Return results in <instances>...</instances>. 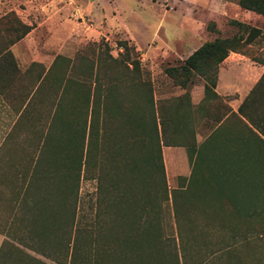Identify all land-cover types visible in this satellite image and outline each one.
Wrapping results in <instances>:
<instances>
[{
	"label": "rangeland",
	"instance_id": "obj_1",
	"mask_svg": "<svg viewBox=\"0 0 264 264\" xmlns=\"http://www.w3.org/2000/svg\"><path fill=\"white\" fill-rule=\"evenodd\" d=\"M39 1L53 11L65 12L63 23L81 31L93 25V34L101 32L107 16L110 22L112 18L118 21L107 24L106 36L97 34L93 40L82 41L73 58L94 43L107 44L117 57V44L128 38L127 33L137 44L146 45L153 37L159 45L161 37L155 33L158 25L188 16L205 21L209 9L214 18L207 25L213 22L215 28H222L225 38L238 33L237 27L228 29L230 18L238 14L231 5L235 0ZM90 5L96 9L95 16L86 11ZM250 23L243 24L257 28L260 35L250 45H241L237 54L262 65L264 19ZM247 32L240 31L239 35L246 39ZM135 41L132 43L140 52L144 73L152 83L157 120L165 125L163 134L159 127L157 138L161 146L184 144L180 133L174 132L175 125L183 123L181 111L177 112L179 91L164 73L165 67L181 61L149 60L142 54L155 41L140 47ZM68 76L78 78L76 68ZM59 92L51 80L42 82L34 94V115L29 126L15 127L6 138H0V182L4 183L0 229L13 235L5 239L0 264H69L76 252L74 233L79 264L82 260L91 264L94 254H101L103 247L106 264H264V168L258 172L251 166V159L258 155L255 139L250 138L253 133L248 135L237 127L239 137L248 138H210L201 158L194 161L192 173L171 175L162 170L163 157L161 161L152 114L143 103L124 102L121 109L111 108L108 115L97 109L83 135L82 105L70 98L60 102ZM184 94L179 98L186 104L188 97ZM54 105H58L56 111L61 113L62 121L52 122ZM202 106L216 112L210 119L225 113L219 107L225 108L222 99L210 98ZM46 126L49 133L44 136ZM233 129L228 132L236 137ZM81 142L85 146L83 155ZM11 167L15 173H6ZM248 183L249 201L248 190H244ZM6 184H11V190L5 189ZM251 210L254 213L246 216ZM98 223L104 225V240L97 234H86L96 230ZM132 227L137 230L131 232ZM70 228L74 233L68 246ZM129 233H138L142 261L130 255L127 242L122 243Z\"/></svg>",
	"mask_w": 264,
	"mask_h": 264
},
{
	"label": "crops",
	"instance_id": "obj_2",
	"mask_svg": "<svg viewBox=\"0 0 264 264\" xmlns=\"http://www.w3.org/2000/svg\"><path fill=\"white\" fill-rule=\"evenodd\" d=\"M237 2L238 0H235V2L231 4L233 5L234 12H238V14H236L237 17L230 18V20H236L249 25L251 24V20L264 19L261 15L240 8ZM39 3L42 5L39 6ZM94 4H96V2H94ZM20 5H24L26 9H22ZM220 5L229 4L222 3ZM12 11L16 12L18 17L25 24L30 25L32 29L24 38L12 45L9 49L15 60L18 71L12 67L10 62L0 63V138H6L9 132L15 127H27L32 122L34 115L33 98L40 84L38 83L36 88H33L32 76L30 74H25L31 64H40L45 68V71H47L58 55L72 59L82 41L93 40V38L95 39V37H97V34L106 36V31H109L107 24H116L118 22L113 18L112 22H110V16H107L108 18L102 28L103 30L99 33L96 32L97 34H93L92 31L95 29L93 25H88L84 31H81L77 26L69 27L64 24L62 19L65 17V12L61 14V12L51 10L49 7L45 6L44 1L0 0V18ZM86 11L89 15L95 16L96 14L95 7H91V5L88 6ZM164 11L170 12L167 10ZM187 11L190 14L192 13L191 10ZM205 15H208L205 21L198 22L196 19L192 18V16H188L185 19L178 20V22H173V20H171L168 24L158 25L155 33L157 32L161 37L162 42L161 44L159 43V45L157 44L158 40L153 37L150 40L155 41L152 46L148 45L150 41L147 42L146 45L137 44L134 39L130 38L128 33L126 34L128 38L125 40L133 45L136 51L138 50L132 43L133 41H135L136 45L139 47L148 45L147 51L142 54V56H148L149 60L156 59L166 61L172 58V60L183 62L204 43L213 41L218 37L216 33L209 32L207 29V21L214 18L211 9L207 10ZM67 20H69V18ZM231 28L232 26H228V29ZM216 29L222 34L220 37L225 38L224 30L219 26H217ZM74 43H76V45ZM263 73L264 66L251 61L243 55L233 52L229 53L218 67L216 86L214 89L215 94L222 99L225 105V108L219 106L221 107L220 109L223 111L228 109L224 117L218 123L213 121L214 119L209 118V116H212V114L216 112H211V109L210 111H206L202 106L205 80L201 77L195 79L194 85L188 92L189 97L186 100L187 103H183L177 108L178 113L181 111L180 116L183 118V123L175 125L176 128L175 130L173 129L176 134L180 133L185 143H168L161 146L164 171L167 174L187 175L188 173H192L194 161L200 159L203 155V153H201V156L197 158L196 151L200 146L205 145V148L210 142V138H248L239 137V131L236 130L237 127H239L244 129L248 135L251 134L238 119L240 118L248 124L239 114L238 110ZM47 82L48 80L45 81V83ZM176 88L179 91L176 96L177 98L181 97L186 92L184 89L179 87ZM54 107L55 110L51 114V120H54L52 122L62 121L60 120L61 116H59L61 113L56 111L58 105H54ZM39 108H41V106H39ZM191 120H195V124L191 123ZM233 127H235V129H233L235 134H238L236 137H233V135L228 132ZM248 127L252 128L249 124ZM252 130L259 135L260 138H263L254 128H252ZM43 133L44 136L48 135V126H46L45 132L43 131ZM251 135L252 137L250 138H256L253 134ZM2 173L0 156V175ZM6 173H15L14 167L9 168V172ZM2 184L4 183L0 182V192L2 191ZM10 186L11 184L9 186L7 185L5 189L11 190ZM244 190H248L247 199L249 201L250 184L247 188L244 187ZM10 237L13 238V235L8 236L0 229V251L3 248L4 242ZM15 245L22 248V246L17 243H15ZM25 251L28 254L30 253L28 250Z\"/></svg>",
	"mask_w": 264,
	"mask_h": 264
},
{
	"label": "trees",
	"instance_id": "obj_3",
	"mask_svg": "<svg viewBox=\"0 0 264 264\" xmlns=\"http://www.w3.org/2000/svg\"><path fill=\"white\" fill-rule=\"evenodd\" d=\"M238 6L244 10L254 12L264 17V0H238ZM229 25L238 28V33L231 38L217 37L213 41L206 42L195 50L179 65L167 67L164 73L169 77L176 87L186 90L184 97H189L188 91L194 85L195 78L201 77L205 80L204 99L202 103L207 102L212 98L215 101H221V98L214 92L217 80V72L219 65L229 55L230 52L238 53V49L244 43L250 45L252 41L260 35V30L254 27L238 22L236 20H229ZM32 27L25 24L12 11L0 18V63H8L18 71L15 60L10 52V47L24 38ZM209 32L219 34L215 28L214 23L207 25ZM240 31H248L247 38L244 39L239 35ZM128 41L120 40L117 44L118 55L114 57L109 50L107 44H90L76 54L73 59H69L58 55L55 57L52 65L47 71L40 64L33 63L27 69L25 74H30L33 78L34 86L41 84L44 81L51 80L59 89V101L70 98L74 103L82 105L84 110V127L82 133L86 132V124H91L93 113L99 109L106 115L110 114V109L118 111L122 108L124 102H139L143 103L144 107L152 114L153 131L156 136V145L160 148L161 140L158 137V129L161 128V134L164 132V122L158 121L156 117V103L153 97L152 83L149 80L144 69L141 66L139 53L134 46H129ZM133 53L135 57H133ZM257 62V61H256ZM264 66V61H260ZM77 70V77L72 78L68 76L70 71ZM41 82V83H40ZM179 106L183 104V98H177ZM264 107V73L255 84L247 98L241 104L238 112L246 120V122L254 128L263 138L252 132L243 120L238 118L240 122L249 129L256 137V150L258 155L251 159V166H254L258 172H262L264 168V112L261 108ZM226 109L225 112H227ZM225 113L218 116L213 121L220 122ZM159 122V124H158ZM205 146V145H204ZM204 146H200L196 151V157L199 158ZM195 147V146H193ZM202 147V148H201ZM80 153L83 155L85 146L81 142ZM87 152V150H86ZM82 158V157H81ZM159 158L162 161V154L159 151ZM82 161H79L81 167ZM164 172V166L162 165ZM264 187V186H263ZM247 209V208H246ZM254 212H246V216L252 215ZM72 221V219H71ZM136 226V223H132ZM157 225V224H156ZM159 225V224H158ZM71 229V228H70ZM104 225L97 224L96 230L89 231L86 234H97L104 240ZM137 230L132 227L131 232ZM69 235V246L71 237L73 236L72 229ZM83 233V232H78ZM139 233V232H138ZM137 234H130L122 243L129 245L130 255L136 261H142V246L137 241ZM85 234V235H86ZM74 233L73 245L76 252L72 253V258L69 264H79L80 259L77 253V235ZM84 235V234H82ZM157 240L155 238L153 241ZM160 241V239H158ZM158 241V242H159ZM103 247V246H102ZM101 254H94L91 264H106L105 247L101 248ZM93 255V254H92ZM79 259V260H77ZM37 262V261H36ZM82 264H86L84 260Z\"/></svg>",
	"mask_w": 264,
	"mask_h": 264
}]
</instances>
